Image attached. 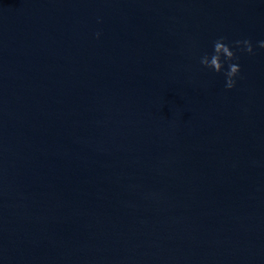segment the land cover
<instances>
[{
	"label": "water",
	"instance_id": "1",
	"mask_svg": "<svg viewBox=\"0 0 264 264\" xmlns=\"http://www.w3.org/2000/svg\"><path fill=\"white\" fill-rule=\"evenodd\" d=\"M260 40L264 0H0V264H264Z\"/></svg>",
	"mask_w": 264,
	"mask_h": 264
},
{
	"label": "clouds",
	"instance_id": "2",
	"mask_svg": "<svg viewBox=\"0 0 264 264\" xmlns=\"http://www.w3.org/2000/svg\"><path fill=\"white\" fill-rule=\"evenodd\" d=\"M99 35L100 33L97 32L96 36L99 37ZM225 40L226 38L223 36L214 40L211 54L204 53L200 57L199 62L214 72H222L225 78L224 87L226 89H232L236 85V78L240 73L239 56L236 53L245 52L254 54V50L251 40L247 38L232 41L231 46ZM257 46L264 48V40L257 41ZM225 64H227L226 69Z\"/></svg>",
	"mask_w": 264,
	"mask_h": 264
}]
</instances>
